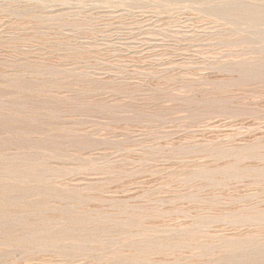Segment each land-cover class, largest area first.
<instances>
[{"label":"rangeland","instance_id":"374dc122","mask_svg":"<svg viewBox=\"0 0 264 264\" xmlns=\"http://www.w3.org/2000/svg\"><path fill=\"white\" fill-rule=\"evenodd\" d=\"M0 264H264V0H0Z\"/></svg>","mask_w":264,"mask_h":264}]
</instances>
